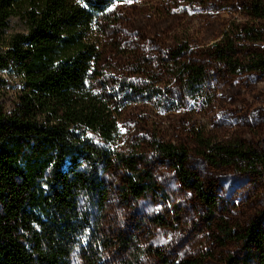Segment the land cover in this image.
<instances>
[{"label": "trees", "instance_id": "obj_1", "mask_svg": "<svg viewBox=\"0 0 264 264\" xmlns=\"http://www.w3.org/2000/svg\"><path fill=\"white\" fill-rule=\"evenodd\" d=\"M112 5L110 0H0V73L14 71L22 86L13 109L0 102V264H140L133 237L105 228L107 177L119 171L121 191L132 199L157 190V182L137 157L110 148L118 139V111L89 85L98 58L96 32ZM247 14L246 24L231 25L207 52L231 73H264V49L258 46L264 42V0H251ZM11 19L25 31L4 39ZM180 57L181 51L172 53V59ZM178 75L197 91L207 70L184 62ZM195 140L198 154L211 165L264 177L263 150L201 133ZM154 150L172 162L186 188L209 209L217 242H238L246 251L232 262L264 264V228L255 223L239 231L216 221L218 200L187 167L191 151L161 143Z\"/></svg>", "mask_w": 264, "mask_h": 264}, {"label": "rangeland", "instance_id": "obj_2", "mask_svg": "<svg viewBox=\"0 0 264 264\" xmlns=\"http://www.w3.org/2000/svg\"><path fill=\"white\" fill-rule=\"evenodd\" d=\"M110 1L108 19L96 32L98 58L89 85L118 111V139L110 148L137 157L140 167L154 175L158 189L139 199L126 198L122 174L110 173L105 228L133 237L140 264L192 259L236 264L232 260H242L246 251L238 242H217L207 221L209 209L154 146L184 145L191 151L187 167L218 200L216 221L239 231L255 223L264 228V177L211 165L198 154L195 142L201 133L217 142L242 140L264 151V73H231L207 52L231 25L249 21L251 0ZM24 31L11 19L3 38ZM258 46L264 49V42ZM174 51H181V57L172 59ZM184 62L207 70L197 91L189 90L178 75ZM21 88L14 71L0 73V102L7 111Z\"/></svg>", "mask_w": 264, "mask_h": 264}]
</instances>
